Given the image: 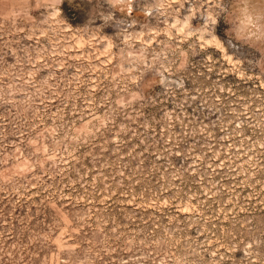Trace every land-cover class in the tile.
<instances>
[{"label": "rangeland", "instance_id": "obj_1", "mask_svg": "<svg viewBox=\"0 0 264 264\" xmlns=\"http://www.w3.org/2000/svg\"><path fill=\"white\" fill-rule=\"evenodd\" d=\"M245 3L0 0V264H264Z\"/></svg>", "mask_w": 264, "mask_h": 264}, {"label": "clouds", "instance_id": "obj_2", "mask_svg": "<svg viewBox=\"0 0 264 264\" xmlns=\"http://www.w3.org/2000/svg\"><path fill=\"white\" fill-rule=\"evenodd\" d=\"M239 16V26L235 31L236 39L244 43L251 40L257 44H264V11L254 10L249 3H245L239 10ZM211 19L213 25L218 23V19Z\"/></svg>", "mask_w": 264, "mask_h": 264}]
</instances>
